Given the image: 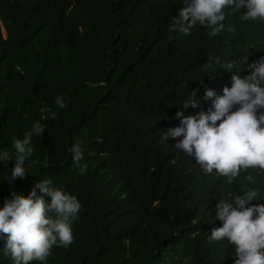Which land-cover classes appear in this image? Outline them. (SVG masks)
Wrapping results in <instances>:
<instances>
[{"label":"trees","instance_id":"1","mask_svg":"<svg viewBox=\"0 0 264 264\" xmlns=\"http://www.w3.org/2000/svg\"><path fill=\"white\" fill-rule=\"evenodd\" d=\"M180 7V0H0V151L14 159L12 138L44 125L31 137L22 178H11V160L0 164V206L44 178L80 203L72 244L53 246L46 264H232L231 246L207 239L220 224L214 205L243 187L264 194V175L248 169L226 184L175 148L179 137L162 133L178 126L177 110H207L205 88L220 94L230 86L226 63L264 56V22L242 20L243 8L226 10L217 35L199 25L185 35L170 29ZM192 90L197 108L181 109ZM74 143L82 150L76 164L66 151ZM0 264L11 260L0 255Z\"/></svg>","mask_w":264,"mask_h":264},{"label":"clouds","instance_id":"2","mask_svg":"<svg viewBox=\"0 0 264 264\" xmlns=\"http://www.w3.org/2000/svg\"><path fill=\"white\" fill-rule=\"evenodd\" d=\"M180 3L182 7L173 17L170 29L185 35L197 25L205 28L209 36L217 35L225 29L226 10L243 8L242 20L264 22V0ZM227 30L234 28L228 26ZM224 68L231 73L230 86L222 87L220 94L205 88L201 99L209 102L207 110L190 115L177 110L174 115L179 119L178 126L168 128L162 138L179 137L175 148L191 156L204 172H214L231 184L248 169L264 175V56L254 61H248V55L241 56L238 62H228ZM242 70H246V75H240ZM64 99L57 96L54 102L62 108ZM198 103L196 90H192L181 102V109L197 108ZM50 117L54 118L55 113ZM43 134L44 125L36 121L22 139L12 138L14 159L7 151H0V164L6 166L12 161L11 178L23 177L25 160L32 152L31 137ZM66 151L74 164L81 160L79 143ZM79 171H84L83 165ZM244 179L255 184L251 173ZM258 198L264 200L260 189L243 187L238 194L218 199L214 205L215 219L220 224L210 230L207 239L226 241L234 253L232 264H264V202L250 203ZM79 209L75 195L53 186L47 178L36 181L26 196L13 192L0 206V255L10 259L11 264H46L53 246L66 249L72 244L71 224Z\"/></svg>","mask_w":264,"mask_h":264},{"label":"rangeland","instance_id":"3","mask_svg":"<svg viewBox=\"0 0 264 264\" xmlns=\"http://www.w3.org/2000/svg\"><path fill=\"white\" fill-rule=\"evenodd\" d=\"M3 35L5 36V33L2 31Z\"/></svg>","mask_w":264,"mask_h":264},{"label":"bare ground","instance_id":"4","mask_svg":"<svg viewBox=\"0 0 264 264\" xmlns=\"http://www.w3.org/2000/svg\"><path fill=\"white\" fill-rule=\"evenodd\" d=\"M237 178V177H236ZM214 190V189H213Z\"/></svg>","mask_w":264,"mask_h":264}]
</instances>
